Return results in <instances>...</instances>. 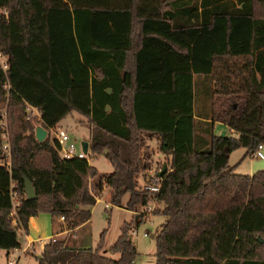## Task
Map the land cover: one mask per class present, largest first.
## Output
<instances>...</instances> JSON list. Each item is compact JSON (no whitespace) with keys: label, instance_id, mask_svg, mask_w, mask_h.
<instances>
[{"label":"trees","instance_id":"obj_1","mask_svg":"<svg viewBox=\"0 0 264 264\" xmlns=\"http://www.w3.org/2000/svg\"><path fill=\"white\" fill-rule=\"evenodd\" d=\"M0 55L9 153L0 166V250L18 249L38 214L74 231L107 187L115 207L128 196L125 210L155 202L152 215L166 218L155 264H264V170L238 175L229 165L233 151L245 149L242 161L264 146V0H0ZM27 107L38 117L25 119ZM73 113L89 127L92 155L112 168L94 193L97 170L61 158L50 137ZM215 123L232 135L215 136ZM37 127L47 131L41 142ZM147 140L168 158L157 193L138 186L151 170ZM143 218L122 226L109 249L116 260L101 236L95 249L52 240L37 264H133L129 232Z\"/></svg>","mask_w":264,"mask_h":264},{"label":"rangeland","instance_id":"obj_2","mask_svg":"<svg viewBox=\"0 0 264 264\" xmlns=\"http://www.w3.org/2000/svg\"><path fill=\"white\" fill-rule=\"evenodd\" d=\"M3 60V56L0 55V61ZM60 126L67 130L70 138L77 146L88 141L89 127L82 116L71 114L61 122ZM199 130L200 129L197 128L195 133L196 138H198ZM223 132H226L227 136L232 135L223 125H217L215 127L214 135L220 136ZM50 137L53 138V135L50 134ZM152 141L153 140L146 141L147 151L151 154V170L139 175L138 186L140 188L148 183V179L152 180L151 175H155L156 171H159L164 164L167 165L168 162V158L159 151V143L154 144L155 142ZM197 147L199 146H196V148ZM200 149L203 150L204 148ZM261 152L264 155V146ZM244 153L245 149H238L230 154L229 165L235 166L236 174L252 175L264 170V160L257 159L253 157V155L247 156L241 161ZM88 157H91L89 165L97 170V177L90 180L89 183V190L94 193V182H98L100 178L111 173L112 168L103 154L95 156L92 155L89 150ZM127 199L128 196H125L122 205L120 207H115L111 203V190L104 187L102 193L97 197L96 204L91 209L90 221L78 229L75 232V236L72 235L73 233L67 234V245L76 248L95 249L99 245L102 236L101 245L103 246L105 256L116 260L118 255L111 253L109 249L120 236L122 226L124 224H130L135 216L137 218L138 215L144 214L143 221L138 225H133L129 232L130 239L137 252L133 264H155V238L166 218L159 215H152L151 212L157 207L155 202H151L146 208L138 207L136 209V215H134V213L124 209V203ZM132 232H134L135 235H133ZM144 234H147V237H145ZM39 256L40 252L35 247L34 252L27 251L23 253L15 264H37V258ZM7 259L14 261L16 256L12 254L7 255L6 251L0 250V264H6Z\"/></svg>","mask_w":264,"mask_h":264},{"label":"built area","instance_id":"obj_3","mask_svg":"<svg viewBox=\"0 0 264 264\" xmlns=\"http://www.w3.org/2000/svg\"><path fill=\"white\" fill-rule=\"evenodd\" d=\"M0 66L4 68L3 61H0ZM25 114L27 117L25 119H28L32 116L33 114V109L27 107L25 109ZM1 122H0V129L2 131L1 133V138L3 140L2 143V150L3 152L0 154V166H8V142H7V134H6V129H5V113L4 111L1 112ZM49 133L53 135V138L56 140L58 144V151L59 155L63 159H72V158H78V159H85L88 163L90 162L91 157H88V149L87 152H83V148L80 145L77 146V144L70 138L69 134L67 131L62 128L61 126H55L54 128L49 130ZM263 149V146H259L258 150L254 153L253 157L264 160V155L261 152ZM6 160V161H5ZM152 177V183L151 184H146L142 187L143 190L150 191L153 193H157L159 191V186L157 185L158 179L156 178L155 175H151ZM150 178V179H151ZM10 200L12 204V211L10 212L9 216L11 217V222L12 225H16V221L14 219V209L16 207V199L13 193H10ZM63 220V218H61ZM133 235H135L134 232H132ZM145 237H147V234H144ZM7 255L12 254L16 256V259L14 261L12 260H6V264H15L17 260L19 259V256H21L18 252V249H11L7 251Z\"/></svg>","mask_w":264,"mask_h":264},{"label":"crops","instance_id":"obj_4","mask_svg":"<svg viewBox=\"0 0 264 264\" xmlns=\"http://www.w3.org/2000/svg\"><path fill=\"white\" fill-rule=\"evenodd\" d=\"M33 114L35 117H38V114L35 110H33ZM60 125H61V123L58 124L57 126H60ZM217 125H222V124H219V123L214 124L213 134H215V127ZM223 133L226 134V132H223ZM152 142H155L154 144L158 143L155 140H153ZM85 143H87L89 146V137H88V141H86ZM87 149L89 151V147H87ZM91 209L92 208H89L90 211H91ZM87 223L79 226L74 231H69V230L65 229L63 220L61 218H58V219L54 218L53 219L51 216H49L47 214H38L35 217H30L28 219V222H27V234L26 235H22V234L18 235V243H19L18 252L20 255H22L23 253H25L27 251L34 252L35 247L40 252L42 247H44L47 243H49L52 240H64V241H66V240H68L67 234H69V233H73L72 235L75 236V232L78 229H80L81 227H83L84 225H86ZM19 258H20V256H19Z\"/></svg>","mask_w":264,"mask_h":264},{"label":"water","instance_id":"obj_5","mask_svg":"<svg viewBox=\"0 0 264 264\" xmlns=\"http://www.w3.org/2000/svg\"><path fill=\"white\" fill-rule=\"evenodd\" d=\"M224 135L225 133H222L220 136L223 137ZM46 136H47V131L45 129H42L41 127H37L34 130V138L37 142H41L42 140L46 138ZM81 146L83 148V152L86 153L88 144L83 142ZM166 171H167V166L164 164V166L162 167V170L158 173V177H161V175L166 173ZM23 193L25 196V200L27 201L33 200L35 198L30 182L26 178H23Z\"/></svg>","mask_w":264,"mask_h":264}]
</instances>
